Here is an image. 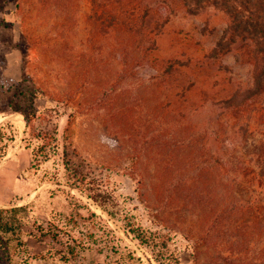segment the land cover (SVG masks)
Wrapping results in <instances>:
<instances>
[{
    "label": "rangeland",
    "instance_id": "1",
    "mask_svg": "<svg viewBox=\"0 0 264 264\" xmlns=\"http://www.w3.org/2000/svg\"><path fill=\"white\" fill-rule=\"evenodd\" d=\"M133 1L125 11L134 8L139 23L150 13L138 48L106 33L108 13L100 24L89 20L92 0H0V161L9 153L25 166L16 174L0 166V197L19 190L0 209L28 208L26 250L0 245V264H167L174 255L178 264H213L214 250L226 256L231 243L240 264L264 262V230L246 233L248 214L220 216L221 180L243 177L229 172L223 153L250 166L264 145V93L236 119L221 104L252 83L239 42L211 57L228 16L211 4L190 12L194 0ZM174 59L182 71L168 85L163 71ZM15 105L31 115L28 127ZM42 142L46 157L25 148ZM77 176L109 193L119 217L67 183ZM128 218L140 239L125 229ZM52 224L57 241L37 229ZM75 240L85 248L61 260Z\"/></svg>",
    "mask_w": 264,
    "mask_h": 264
},
{
    "label": "trees",
    "instance_id": "2",
    "mask_svg": "<svg viewBox=\"0 0 264 264\" xmlns=\"http://www.w3.org/2000/svg\"><path fill=\"white\" fill-rule=\"evenodd\" d=\"M100 2L101 0H92L91 16H89V20H91L93 23L100 24L102 15L108 13V16L110 17L109 22L105 24V30L107 31L106 33H110V31H117L121 34L122 37H120V39L124 42H121L119 47H121V45L125 46V44L126 46H130L127 44L128 42L134 43V46H137V48L140 47L139 43L141 40L136 36V34L139 31L138 28H143L146 26V18L150 14L148 10L145 9L142 12L139 23L137 17H134L133 14L135 10L134 8L131 10L128 8V10L125 11V5L128 7V4L135 3V1L108 0L107 5H105L103 1V5H101ZM205 4H211L220 7L229 18V25L211 52V57L215 58V56L220 53L229 52L231 46L239 42L241 44V49H243L245 52L243 55L251 66V85L243 89H238L233 95H231V97L221 102L223 108L225 109V113L230 114L234 117V119H236L241 110H244L246 107L248 108L252 101L264 93V0H194V8H190L189 11H196ZM184 6H186L185 3ZM113 8L115 9L113 12H111ZM181 66H183V63L178 59L168 62L163 71V75H166L165 78L167 81H169V83L167 82L166 84L171 85L177 79L174 75L182 71ZM161 77L162 76H158V78ZM190 87L191 84L186 88L182 87V93H184ZM12 108L13 110L16 109L23 114L28 127L31 121V115L16 105L12 106ZM261 108L262 112H264V106ZM260 117L261 119L259 121L264 120V115H260ZM234 124L237 125L238 122H235ZM1 129L2 127L0 126V140L4 138L1 134ZM244 132L246 133V130ZM241 133H243V128L241 129ZM46 137L47 136H44L43 139L46 140ZM245 143H247V140ZM47 147L48 145L44 142L34 146V148H31L29 144L25 146L26 149L31 150L30 152L34 157L36 155L38 156L40 153L44 154L46 157L48 150ZM254 151L256 153V159L254 162L253 160L249 161L250 166L245 164L244 161L237 160L234 151L232 152L229 150V152L225 151L223 153L222 160H225L226 164L231 166V170L229 172L235 176L242 174L243 177H241L242 179L240 180L236 179L233 181L231 179L221 180L222 193L219 195V200L221 203L220 216L222 218H229L230 215L234 213H243L245 215L248 214L249 219L247 222H245L246 227H242V229H246L245 232L250 235L257 233V231L262 232L264 230V145H256ZM4 155L5 154H3V156ZM66 170L68 171V169ZM74 179L75 182L71 179H68L67 183H75L71 185H76L78 188L80 187L86 196L108 216L115 218L119 217L120 211H117L115 208L117 203L109 193L102 191L98 185L96 186V184L90 186L92 183L88 182L85 176H77L74 177ZM154 190L155 189L152 188L151 191ZM144 203L147 204L146 207L149 209V211H154V209L150 208V206L152 207L151 198L149 201H145ZM26 211L28 212V208L25 206L0 209V234L6 236L3 241L0 239V245L7 247L5 248L7 251L9 247H12L14 252L20 249L26 250V244L22 239L21 230V220L25 216ZM151 214L155 213L151 212ZM155 215L153 217H155ZM90 216L94 218L96 222L95 225L97 226L100 225L99 222H103V220H101V218L98 217L94 212H90ZM125 217H127V214H125ZM153 217H150L151 222H154ZM97 220H99V222ZM123 225L125 229H128V232L135 233L134 236L138 237V239L141 238L140 234H136V232L142 230V228L135 227L129 218L126 222H123ZM37 229L41 235L48 233L55 241H57L61 231L58 226L53 224L49 226L47 232L41 225H38ZM73 242L75 243L76 240ZM236 242H238V239H236ZM76 245L77 246L75 247L71 244H68L65 252L60 256L61 260L67 262L71 258H74L79 253L77 249L81 250L85 248L86 244L79 242ZM226 245H229L228 250H230V252H227L228 254L225 256L226 252L218 254L217 250L215 249L216 251L214 250V252L216 253V256L211 258L212 263L240 264L242 262L238 261V257L240 258L239 254H241L239 253L240 251L236 250L234 243ZM5 253L8 254V252ZM130 257L134 258L131 253ZM260 258L262 257H259L258 259ZM156 261L159 264H163L158 259ZM178 263L179 259L175 255L172 256L167 262V264ZM257 264H259V262H257ZM260 264H264V262Z\"/></svg>",
    "mask_w": 264,
    "mask_h": 264
},
{
    "label": "crops",
    "instance_id": "3",
    "mask_svg": "<svg viewBox=\"0 0 264 264\" xmlns=\"http://www.w3.org/2000/svg\"><path fill=\"white\" fill-rule=\"evenodd\" d=\"M25 153H26V151H25ZM0 166H1V169H3L5 172H6V170L12 171L13 174L19 173L20 171H22L25 168V166L20 161L16 160L15 155L10 156L9 153L7 155V160L5 162L2 163V161H0ZM3 177L4 176H1V178H3ZM0 186H3V185L1 184ZM9 189H11L10 196H7V197L1 196L0 197V203H6L7 202L9 204L10 203L9 197H11V198L14 197L18 193L17 191H19V190H17V188L11 187ZM13 205H15V204H13ZM1 207H5V206L3 205Z\"/></svg>",
    "mask_w": 264,
    "mask_h": 264
},
{
    "label": "bare ground",
    "instance_id": "4",
    "mask_svg": "<svg viewBox=\"0 0 264 264\" xmlns=\"http://www.w3.org/2000/svg\"><path fill=\"white\" fill-rule=\"evenodd\" d=\"M3 118L2 117H0V121L2 120ZM20 121H18V125H19V127H23V119H22V116L20 117ZM12 121H13V118H12Z\"/></svg>",
    "mask_w": 264,
    "mask_h": 264
}]
</instances>
